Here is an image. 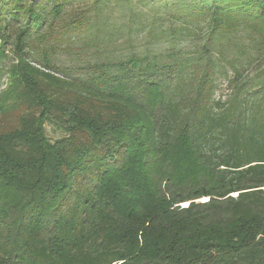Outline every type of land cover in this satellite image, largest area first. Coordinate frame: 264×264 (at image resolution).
I'll return each instance as SVG.
<instances>
[{
    "label": "trees",
    "instance_id": "obj_1",
    "mask_svg": "<svg viewBox=\"0 0 264 264\" xmlns=\"http://www.w3.org/2000/svg\"><path fill=\"white\" fill-rule=\"evenodd\" d=\"M80 1L0 0V264H264V0ZM110 5L141 25L61 66Z\"/></svg>",
    "mask_w": 264,
    "mask_h": 264
},
{
    "label": "rangeland",
    "instance_id": "obj_2",
    "mask_svg": "<svg viewBox=\"0 0 264 264\" xmlns=\"http://www.w3.org/2000/svg\"><path fill=\"white\" fill-rule=\"evenodd\" d=\"M94 1L95 0H81L78 3L69 6L66 9L65 16L62 17L63 22H69V20L74 16L76 17V19L80 17H86L88 20L90 14L94 12L93 9L95 6ZM102 7H104V4L102 5ZM109 9H110L109 11H107V9L103 10L98 19V25L94 26L95 25L94 23L93 25L94 27L87 31V35L85 38L86 41L84 43L81 44V42L77 41L74 42L72 45H70L69 54L73 55V57L70 56L69 61H68V57L66 56H60V55L56 56L55 59L57 62H59L61 66H65L66 65L65 62H67L70 63L68 68H72L74 66L76 67L78 65L88 64L90 61L93 60L95 61L102 60V57L96 53L95 47H99V45L101 44L100 37L105 35L109 31V29L104 25L106 21H109L111 23V26H120L121 28L119 31H125V32H127V29H131V28H127V26L137 29L138 25H141L140 22H136V21H134V23L126 25L127 19H123L122 17L126 18L127 16L120 15L121 14L120 12H125L124 8L118 9L110 5ZM89 22L92 23V21ZM72 34L75 35L78 34L79 37L83 35V34L81 35L79 28L74 29V32L72 31ZM131 35H132L131 37L127 38L128 35L126 33H122L121 36L116 37L115 35L114 38L107 41V47H106L107 56L115 59L116 58L121 59L125 57L126 55H123L124 52L119 49V45L127 46V44L132 45V48H135V51L140 55H145L148 53H151L152 56L158 55L159 53H165L166 49H168L166 43L158 44L157 41L154 42L152 40H150L149 41L150 43H148L146 41L147 39L146 33L141 35H136L133 32L131 33ZM125 40L127 41V44H125ZM186 44H188V46ZM195 44L198 47L199 42L197 41L194 43V45ZM179 45L177 44L178 47L188 48L189 45H192V43L181 42ZM80 53H81V58L80 57L77 58L78 54ZM58 57L60 61H58ZM75 59H78V61L73 63ZM71 73L74 74L73 69H71ZM6 79L7 77L5 74L0 75V89H4ZM214 86L215 88L213 92L214 93L213 99L218 98L221 99V101H225L226 98L229 96L228 95L229 87L227 85L226 77H223L222 75L218 74ZM17 123H18L17 113L5 112V111L0 112V131H5L14 128L17 126ZM46 131L48 137H50L52 140H55L62 136V132L48 125L46 126ZM205 201H207V199L203 198L201 199L200 202H205Z\"/></svg>",
    "mask_w": 264,
    "mask_h": 264
},
{
    "label": "bare ground",
    "instance_id": "obj_3",
    "mask_svg": "<svg viewBox=\"0 0 264 264\" xmlns=\"http://www.w3.org/2000/svg\"><path fill=\"white\" fill-rule=\"evenodd\" d=\"M185 206H186V204H185Z\"/></svg>",
    "mask_w": 264,
    "mask_h": 264
}]
</instances>
